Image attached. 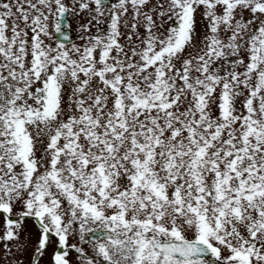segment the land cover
<instances>
[{
  "label": "snow or ice",
  "instance_id": "1",
  "mask_svg": "<svg viewBox=\"0 0 264 264\" xmlns=\"http://www.w3.org/2000/svg\"><path fill=\"white\" fill-rule=\"evenodd\" d=\"M0 252L264 264V0H0Z\"/></svg>",
  "mask_w": 264,
  "mask_h": 264
},
{
  "label": "rangeland",
  "instance_id": "2",
  "mask_svg": "<svg viewBox=\"0 0 264 264\" xmlns=\"http://www.w3.org/2000/svg\"><path fill=\"white\" fill-rule=\"evenodd\" d=\"M76 24H77V21H76V20H72L73 29H75ZM197 31L200 32L201 35H203V27H202V25H199V24H198V26H197ZM77 42H79V41H78V38H77ZM28 230L34 232V228H33V226H32L31 221L28 222ZM30 254H31L30 251H29L28 253L25 254V256H24L25 261L28 260ZM0 255H3V253L0 252Z\"/></svg>",
  "mask_w": 264,
  "mask_h": 264
},
{
  "label": "flooded vegetation",
  "instance_id": "3",
  "mask_svg": "<svg viewBox=\"0 0 264 264\" xmlns=\"http://www.w3.org/2000/svg\"><path fill=\"white\" fill-rule=\"evenodd\" d=\"M0 264H3V261H0Z\"/></svg>",
  "mask_w": 264,
  "mask_h": 264
}]
</instances>
